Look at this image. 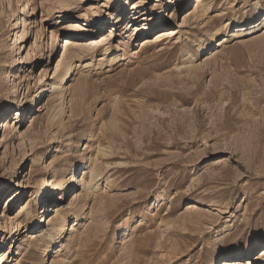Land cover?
<instances>
[{"label": "rangeland", "instance_id": "obj_1", "mask_svg": "<svg viewBox=\"0 0 264 264\" xmlns=\"http://www.w3.org/2000/svg\"><path fill=\"white\" fill-rule=\"evenodd\" d=\"M51 1L0 0V123L13 119L0 132V247L19 238L0 264H224L249 247L226 264H264V0H71L56 26ZM63 53L75 74L61 137V100L40 90ZM92 162L95 191L80 183L52 204ZM57 194L43 215L37 201ZM58 205L81 226L49 256Z\"/></svg>", "mask_w": 264, "mask_h": 264}, {"label": "bare ground", "instance_id": "obj_2", "mask_svg": "<svg viewBox=\"0 0 264 264\" xmlns=\"http://www.w3.org/2000/svg\"><path fill=\"white\" fill-rule=\"evenodd\" d=\"M173 1H175V6H177V4L180 3V0H173ZM51 2L56 7L55 8L56 11L60 12L59 15H57L55 18L50 19V21H54L51 26H56L57 24H60L63 19H65L64 14H66L70 10V7L73 5L74 1H71V0H52ZM33 9L34 8L32 7V11H33ZM209 10H210V7L208 5L205 6V10L203 11L204 13L202 15L200 13L198 18L202 19V17L205 16ZM137 14L138 13H136L135 15H132L129 18V20H130L129 22H136V21H137V23L142 22L143 19H140L141 17H139ZM107 15H108V13L105 11L101 16H107ZM136 16H138V17H136ZM139 19H140V21H138ZM91 21H92V23H89L88 19H84V20H81L79 22L77 21V22H74V26L73 27L74 28H82V27H85L86 25L98 24L101 21V19L94 18V19H91ZM235 24L239 25L240 23L237 22ZM246 24H248V20H246ZM246 24L242 23L240 26L242 27V26H245ZM216 33L217 32H214V34L211 36V41H213L216 38ZM168 34H170V33H168ZM162 36H164V35L160 34V35H158V38H160ZM79 38L80 37H77L76 39L71 38L70 40H87V39H81V38L79 39ZM74 45L77 48H79L80 50L84 49V45L83 44H74ZM218 46H221V43ZM109 51H110L109 48L103 49V55H108L107 53H109ZM78 57L80 58V56H78ZM62 58L65 61L63 63H59V65H57L56 69L54 70V73H57V77H58V78H56L57 80L55 79L50 84H48V86H50V89H46V87H44V88H42L40 90L41 92H44V91L49 92V90H52L53 94L56 95L57 97H59L60 100H61L60 109H58L56 114L53 116L52 123H51V126H55L56 127V132H55L56 135L61 136V137H62V131H64V129H65V126H64V123H63V116L65 115V112L61 108V106H62V104L64 102V98H65V95L63 94V92L68 87V84L72 81L73 76L75 74V68H73L74 65L71 63L72 62L71 56L67 57V54L63 53L62 54ZM38 63H39V56L36 57V59L34 60V64L35 65H37ZM192 67H193V65H192ZM13 77H14V75H13ZM12 90H13V88H12ZM79 99L77 101L78 106L83 104V97H81V98L79 97ZM15 112H17V111H15ZM9 118H10V120H13L11 118V115H9L6 118L5 122L0 123L1 124L0 125L1 126L0 132H2V128L3 127H5L6 125H10V123H8ZM92 164H93V167L91 169V172L89 171L90 176L87 179V181L85 180V176H84L85 173H83V176L81 178V182H78V179H75V176H73L71 178V181H70V187L69 186L61 187V189H62V191L60 192V195H62L61 198L58 199V200H55V202L52 203V204H57L58 202H61L62 199L64 198V195H65L64 193L66 191L70 192V189H73L72 187L74 185L75 186L77 185V187H78L80 185V183H83V191L94 192L96 187L98 186L97 177H99V168L96 165L97 163L94 164L92 162ZM81 172H83V170ZM81 172H79V173H81ZM57 196H58V194L55 195L52 198L50 195H45L42 200L37 201L38 204L42 203L41 207L43 209V215H44L45 212H48L50 210L51 202H52L53 199H56ZM71 207H72V205H71ZM71 207L68 206L67 208L64 209L62 207V205H58L56 207L57 213L55 214V217L54 218H50V216H51V214H50L47 218L44 219V222L41 225V227H38V228H36L35 231L34 230L32 231L35 235L40 234L42 228L44 227V225L46 223V220L48 218H50L49 221H48V225H47L48 226V231L44 235V239H42V242L45 245L44 252L47 255H49V256L52 255V251H53L52 247H51L52 245H57V244L61 243L63 240H65V239H67V242H71L73 237H74V235H75V232L81 226V215H77L76 219L73 221L72 227L71 228L68 227V225H67L68 214L71 211L70 209H72ZM52 211H53V209H52ZM27 215H28V213L25 214V216H27ZM43 215L40 218L41 220L39 219L40 220L39 221V225L41 224V221L43 219ZM15 232H16V234H15L16 236H18L20 234V233H17L18 232V226H17V229H16ZM14 239L15 238L13 236L12 241H11V244L14 243L13 247L18 243V239L19 238H17V240L15 242H14ZM46 241H48V242H46ZM48 243H51L52 245H49ZM11 244L6 245V244L3 243L1 245V247H0V252H2L3 249H5L4 251H6L7 249L11 248ZM30 244H31V241L27 242L26 248L31 247ZM244 251L246 253L247 252L248 253L247 254L245 253V254H243L242 256H239V257H237V255H234V256L224 255L223 256V258H224L223 259V263L226 264V262H233V261H237L239 259H244L246 256L249 257L251 252L253 251V247L245 248ZM4 255H5V253L2 252V254L0 255V262L3 260ZM260 256H263V259H264V250L261 252ZM55 263H56L55 259L52 260V264H55ZM263 263H264V260H263ZM247 264H248V262H247Z\"/></svg>", "mask_w": 264, "mask_h": 264}]
</instances>
